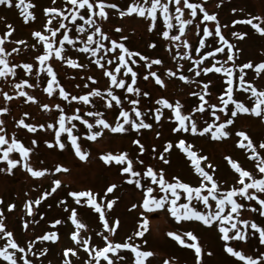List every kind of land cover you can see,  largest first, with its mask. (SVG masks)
<instances>
[{"label": "snow or ice", "instance_id": "snow-or-ice-1", "mask_svg": "<svg viewBox=\"0 0 264 264\" xmlns=\"http://www.w3.org/2000/svg\"><path fill=\"white\" fill-rule=\"evenodd\" d=\"M52 3L55 4L56 0H52ZM170 5L174 6V13L170 9ZM0 6L12 8L13 0H0ZM15 7L20 9L25 23L36 19V16L29 11L30 8L36 7L30 0L29 2L17 0ZM63 8H67L68 11L65 12ZM63 8H45L44 14L47 20L43 26V31H34L32 33L37 44L41 45V50L34 57L35 61L38 62L36 65L33 63L18 64L9 62V57L13 53L20 52V48L12 47L10 51H6L5 42L9 40V37L15 31L11 24L7 25V31L0 36V78L13 84L17 98H26V101L36 103L37 98L30 95L25 89L36 87L38 86L37 84L30 83L28 79L24 78H18L15 82L9 78L18 77V68L22 70L23 76H35L37 80L40 79L41 73L45 72L50 79H47L46 87L43 90L49 96L53 95L55 89H59L58 95L63 100L68 101L69 104L71 101H80L84 105L93 104L90 98L99 97L106 102V108L111 109L115 106L118 110V115L114 122H109L104 117V113L98 110H87L82 115L80 108L77 107L71 114H67L65 108L59 103L51 106L43 104L41 106L45 110H51L52 108L58 110V118L55 123L35 125L26 123L24 119H19L17 124L29 133H35L38 128L51 129L54 133L53 139L44 141L49 149L58 148L59 150H65L70 148L75 157L80 161H86L89 153L82 149L79 143L80 136L74 134V129L80 126L84 127L86 139L90 141H96L97 138L103 135L105 130L120 134L134 130L140 134L141 130H151L153 128V123L146 122L145 112L138 107L140 104L139 97L141 95L145 98L150 97V93L148 91L142 92L138 86H135L138 72L134 70L133 66L141 61L144 62L143 66L149 71L143 76V79L148 80L149 77H152L155 84L163 88L166 86L164 79L156 71L151 70L153 65H161L163 61L158 58L149 59V57L144 56L139 51L130 50L125 44L128 39L127 36H121L119 40L110 39L99 23V21L109 18L105 9L116 10L121 18L132 14L144 18L148 21L149 32L157 28L158 18L162 17V27L158 35L169 41V51L175 49L173 59L180 58L191 61L192 66L187 71L194 73L196 77H200L201 74L207 76L209 73L221 74V79L225 83L224 90L218 96V103H208L205 97L210 94L209 86L212 81L203 82V88L200 93L190 92V95L198 97V103L186 113L183 111L184 105L179 99L174 102H170L163 97L155 99L154 106L149 109L155 123L159 124L161 122L164 117V109H168L171 114L166 119L176 122L175 126L171 128L173 133H180L181 136L185 133H190L193 136H204L210 133L211 139L217 141L232 135L227 129L228 126L234 124L238 115L254 116L264 123V88H258L253 81L246 79L247 73L245 71L253 69L255 75L260 76L264 72V61L256 64L251 61L237 64L233 50L235 49L236 53L242 50L225 38L221 33V25L217 15L215 13L210 14L203 4L190 2V0H131L126 9H121L118 4L110 2V0H66ZM185 10H189V18H184ZM198 11L202 13V21L215 22V24L214 31L210 30L207 24H204L202 29L199 23L195 25L198 33L202 31V38L198 40V47L194 49V52L198 54V58L193 60L191 54L193 51L192 45L187 39H182V37L186 32V26L193 25V18L198 16ZM240 11H243V9H240ZM232 12L236 13L237 9L232 8ZM54 20L56 21L55 25L53 24ZM232 24L250 25L255 33L260 37H264V26H262L264 25V16L249 14L245 19L233 20ZM73 29L75 34L70 35ZM172 30H175L176 34H171ZM115 31L121 32L122 29L116 27ZM249 35L250 33L245 31H233L231 33V36L239 41L245 40ZM82 36L85 38L82 39ZM208 37L218 38V46L213 50L202 52L201 50L206 46L205 38ZM14 43L23 45L25 48L29 47L25 40H15ZM66 44L73 49H77L80 53L95 58L90 60V63L98 67L102 75L107 78V88L103 91L99 88H91L86 94L72 95L60 85L54 66L49 61L55 59L72 68L85 67V65L79 64L77 60L71 57L66 58L63 55L66 51ZM31 47L36 48V44L31 45ZM149 47L154 48L156 45L151 43ZM219 53L224 54L223 60L216 58ZM207 58H212V62L209 66H202ZM34 68L35 71H33ZM177 68L182 69L183 64H177ZM164 74L169 77L178 76V72L171 68L165 69ZM178 78L188 84L197 83L185 74H179ZM87 80L96 83L91 75L87 77ZM85 87H88V85L86 84ZM116 89L132 94L136 98H130L127 95L122 98L121 95L116 94ZM237 91L241 93V96L248 94L247 98L242 99L241 96L234 95ZM0 94H2L5 101L13 99V96L9 95L8 91H2ZM123 100H127L128 105H130L127 110L122 106ZM249 101L251 102L250 104ZM8 112L9 109L7 107H0V114ZM196 113L202 116L207 115L211 122L205 121L206 126L199 127L197 120L194 118ZM218 113H222L224 119H221V115ZM24 115L27 116L28 113H24ZM89 118H91V121ZM73 121H78L79 124L73 123ZM62 133H66V137L62 138ZM161 135V132H156L157 137ZM235 135L240 138L237 141L238 147L248 154L249 159L256 162L257 173L253 175L252 172L244 169L231 157H225L234 172L238 174L236 184L227 189H224L220 182L214 178L215 166L208 161V157L206 155H198L197 150H194V146L188 143L185 138L178 137L175 146L186 155L194 168V172L198 174L199 182L195 186L185 182L179 176H167L163 167L156 169L152 165H146L145 161L139 157L136 158V163L144 167L134 170L133 158L126 151H121L118 154L108 152L101 155L100 159L105 165L119 166L117 171L125 183L141 191V201L131 204V209H142L140 212L141 220L138 222L139 230H136L133 236L127 237L124 242L114 243L110 239V235L116 233L117 228L120 226V220L119 218L114 220L106 218V211L110 212L119 201V196L115 194L118 184L111 183L106 187L104 195L100 197L101 202H98L97 194L91 189L68 192V196L73 198L76 205L84 203L99 214L98 220L102 222V227L105 230L98 233L104 242L103 246H90L91 237L85 238L81 236V230H86L87 226L77 219V209L75 207L71 208L68 220L75 226V230L71 233L70 238L88 254L89 259L86 264H101V258L107 264H113V257L120 249L130 250L134 254L132 264H150L148 258L153 257L154 253L150 250H140L141 245L135 243L134 240L136 237H144L145 233L149 231L148 216L161 210L169 213L177 222H199L207 228H215L218 231L219 239L223 242V251L239 261H243L244 264H264V251L253 257L236 250L235 246L229 243L231 241L245 242L250 237L255 236L258 238V243L264 245V226L254 220L242 218L241 211L249 209L258 213L260 217H264V140L254 143L253 139L243 130L236 131ZM6 136L5 120L0 119V146L8 145L6 148H0L3 153L0 155V161L6 162L5 167H0V172L12 174L13 169L19 165L31 177L41 178L50 171L47 168L34 169L29 162L33 148L25 146L16 138L15 134L8 138ZM30 143L31 145H36L37 140L31 139ZM132 144L138 147L141 156L146 151H149L140 138L133 139ZM173 146V142L167 141L163 151L157 153L156 146L153 145L150 149V155L162 162L163 165H169L170 161L165 154L169 153ZM13 151L19 153L18 158H10L9 154ZM201 162L206 163L202 165ZM69 171L70 169L66 166L60 164L55 166V172L57 173H68ZM61 185L62 181L60 179H54L51 182L50 191L43 192L35 200L27 201L24 205L27 216H33L34 206H39L44 199L56 193L61 188ZM108 194H112V197L107 198ZM182 196L183 201L181 202ZM82 198L85 199L82 200ZM194 201L196 203H193ZM245 201L254 202V205L245 203ZM0 204H3L2 199H0ZM60 204H65V201L60 200ZM15 207L14 203L6 205L8 212H11ZM64 211L69 212V209L65 206ZM4 220V209H0V238H6V243L0 246V261L7 262V264H36V261L31 257H36L38 260L46 255L47 248L33 251L34 242H28L22 246L14 237L13 232L7 229ZM31 223H36V221L33 219ZM61 223L60 219H56L53 222V226ZM23 228L25 230L29 228V221H24ZM167 235L179 245L194 250L195 264H203L205 253L194 231H185L183 235L169 231ZM58 239L59 237L55 231L36 237V240L41 242H56ZM143 243L146 244L147 241L144 240ZM10 249L14 251H10ZM109 253H112L113 256H109ZM69 254L75 257L77 256V250L72 247L65 248L63 257L67 258ZM212 255V251L206 253L207 257ZM118 259L123 261L124 257L119 256ZM64 264H72V262L70 259H65ZM163 264H169V260L165 259Z\"/></svg>", "mask_w": 264, "mask_h": 264}, {"label": "rangeland", "instance_id": "rangeland-1", "mask_svg": "<svg viewBox=\"0 0 264 264\" xmlns=\"http://www.w3.org/2000/svg\"><path fill=\"white\" fill-rule=\"evenodd\" d=\"M29 2V0H26ZM35 4V8H30L36 19L34 21L29 20L28 23L24 22L20 9L15 7L17 0H13V7L6 8L0 6V36L7 31V25L11 24L15 31L9 40L5 42L6 51H10L12 47L20 48V52L13 53L9 57L10 63H33L36 65L34 57L41 50V45L37 44L32 33L34 31H43V26L46 23L47 17L44 14V9L47 7H59L63 8L66 0H56L53 4L52 0H30ZM119 5L121 9H126L131 0H110ZM198 4H203L205 9L210 13H215L221 25V33L231 43H234L242 51L236 53L235 60L237 64L251 61L253 64L264 61V37H260L250 25L236 24L233 25V20L245 19L249 14L264 16V0H190ZM219 5V6H217ZM232 8H236L237 12L233 13ZM170 9L174 13V6L170 5ZM243 9V11H240ZM65 12L67 8H63ZM108 12V19L99 21L102 30L105 31L110 39H117L121 36H127L125 41L127 47L133 51H139L149 59H161L163 63L161 65H153V71H156L158 75L165 81V87L161 88L156 85L154 78L149 77L148 80H144L143 76L147 74L149 69L143 66L144 62L139 63L138 68H134L138 72L137 84L141 91H148L150 97H139L140 104L138 107L145 112L146 122L153 123L151 130H141L138 134L134 130L127 133H111L107 130L103 135L97 138L96 141H90L86 139L85 129L83 126L74 129V134L80 136L79 143L82 149L89 153L86 161H80L74 156V153L70 148L65 150H59L58 148L49 149L44 141H51L53 139V131L51 129H37L35 133H29L26 129H23L17 124L19 119H24L26 123H32L35 125L47 123H55L58 118V110L52 108L51 110H45L41 105L49 104L55 105L61 104L65 108L67 114H71L72 111L79 107L81 114H85L87 110L101 111L104 113V117L109 122H114L118 115V110L114 106L111 109L106 108V102L99 97H92L93 104L84 105L80 101H68L63 100L58 95L59 89H55L52 96H49L44 92L46 87L47 77L45 72H42L40 79L37 80L35 76H23L22 70L17 69L18 77L9 79L15 82L18 78L28 79L30 83L37 84L38 86L33 88H26L25 90L37 98V102L26 101V98H17L14 93L13 84L0 78V93L2 91H8L9 95L13 96L11 101H5L2 94H0V107H7L8 113L0 114V119L5 120V132L6 138L15 134L25 146H31L33 148L30 154V163L34 169L40 170L47 168L50 171L41 178H33L23 170L19 165L13 169L12 174L6 172H0V199L3 200V204H0V209H4L5 224L8 230H11L17 241L23 246L28 242H34L33 251H39L43 248H47V253L44 257H40L38 260L36 257H31L36 261V264H64L65 259H70L72 264H86L89 259L88 254L83 248H79L74 241L71 240V233L75 230V226L68 220L71 208L77 209V219L85 223L86 230H81V236L87 238L91 237L90 246L102 247L104 242L102 237L98 235L105 230L102 227V222L98 220L99 214L96 213L90 206L81 203L76 205L73 198L68 196V192L75 190H88L91 189L97 194V200L100 201V197L104 195V190L111 183H117L118 189L116 195L119 196L117 205L109 212L106 211V218L114 220L119 218L120 226L114 235H110V239L114 243H120L127 240V237L133 236L138 228V222L141 220L140 212L142 209H131L132 203H139L142 198V193L132 185L125 183L118 173L116 165H105L100 159L101 155L111 152L118 154L121 151H126L134 161V170L143 168V165L136 163V158L139 157L145 161L146 165H152L158 169L163 167L167 176L176 175L179 176L185 182H189L192 185H197L199 182L198 174L194 172V168L191 165L190 160L186 155L181 152L176 146L178 137L185 138L188 143L194 146V150H197L198 155H206L208 161L214 166V178L220 182L224 189H227L236 184L237 175L231 168V165L225 159V157H231L237 161L244 169L256 175L257 170L255 168V161L248 158V154L238 147L237 141L240 139L235 135L236 131H245L254 141L258 143L264 140V123L258 118L246 114L238 115L234 124L228 126V129L232 135L222 140H212L210 133L204 136H193L190 133H185L181 136L180 133H173L171 128L175 126V121L167 120L171 113L170 110L164 109V117L159 124L155 123L152 114L149 112L154 106V100L161 97L168 99L170 102H174L179 99L184 105L183 111L186 113L191 110L192 107L198 103V97L190 95V92L200 93L203 88V82L208 80L212 81L209 86V95L205 97L208 103H218V96L222 93L225 87L224 81L221 79V74L209 73L207 76L201 74L200 77H196L194 73L187 71L192 66V62L187 59L176 58L173 59L175 49L173 51L168 50L169 41L165 40L161 35H158L162 27V17L158 18L157 28L152 32L148 31V21L144 18L138 17L136 14L125 16L121 18L118 12L114 9H105ZM84 11V10H81ZM188 11L185 10L184 18L188 17ZM159 17V13H158ZM99 19V18H97ZM194 19L193 25L186 26V32L182 39H187L192 45L193 51L191 52L193 60L198 58V54L194 52V49L198 47V40L202 38V31L199 33L195 29V25L199 23L201 29L204 24H207L210 30L214 31L215 22L202 21V13ZM82 23L81 21H77ZM70 23V22H66ZM56 24V21H53ZM264 26V25H262ZM120 27L121 32H116L115 28ZM233 31H245L250 35L243 41L237 40L231 36ZM47 34V33H45ZM74 29L70 32V35H74ZM171 34H176L175 30H172ZM59 36V34H58ZM85 38L82 36V39ZM15 40H25L29 47L25 48L23 45L15 44ZM218 38L208 37L205 38V48L201 51L213 50L218 46ZM79 44V42H77ZM106 43V42H105ZM155 43L156 47L151 48L149 44ZM36 44V48H32L31 45ZM66 51L63 53L65 57H71L79 64L85 65L84 68H72L71 66L64 64L63 62L56 61L55 59L49 61L54 66V71L57 73V79L60 85L72 95L86 94L91 88H99L102 91L108 87V80L102 75L101 70L94 64L90 63V60H94V57H89L86 54L80 53L77 49L71 48V46L65 45ZM183 51V49H181ZM217 59L223 60L224 54L219 53L216 56ZM138 59V58H137ZM212 62V58H207L202 66H209ZM177 64H183L182 69L177 68ZM111 68V66H109ZM171 68L179 74L188 75L191 80L197 83H185L177 77H169L165 75V69ZM35 71V68L34 70ZM247 73L246 79L253 81L256 87L264 88V72L260 76H256L253 69L245 70ZM91 75L94 77L96 83L88 81L87 77ZM130 82V79H129ZM88 87H85V85ZM79 85V87H77ZM55 87V86H54ZM116 94L129 96L130 98H136L132 94L123 92V90L116 89ZM106 95V93H105ZM234 95L241 96L239 91ZM248 94L241 96L242 99H246ZM251 102L249 101V104ZM122 106L127 110L130 108L127 100H123ZM160 107L159 105H155ZM207 110V105H206ZM24 113H28L27 116ZM221 119H224L222 113ZM87 118V117H86ZM194 118L198 122L199 127H204L205 121L211 122V119L199 113L194 114ZM91 121V118H89ZM73 123L79 124L78 121ZM58 127V125H57ZM127 127V126H126ZM162 133L157 137L156 132ZM66 133H62V138L66 137ZM140 138L145 144L146 151L142 156L138 151V147L132 144V140ZM31 139H36L37 144L31 145ZM173 142V149L165 156L169 159V165H163L158 159L150 155V149L153 145L156 146L157 153L163 151V147L166 146V142ZM8 145H2L0 148H6ZM0 151V155H2ZM10 158H18L19 153L13 151L10 154ZM202 165L206 162H201ZM57 164L66 166L70 169L68 173L55 172V166ZM6 162L0 161V167H5ZM54 179H60L62 181L61 188L53 193L51 196L44 199L39 206H34L33 216H27L25 203L29 200H35L43 192L50 191L51 182ZM155 194V193H154ZM112 194H108L107 198H111ZM85 198H82V200ZM60 200H64L65 204H60ZM183 201V196L181 202ZM106 203V201H104ZM14 203L15 209L11 212L7 211L6 205ZM193 203H196L195 201ZM252 203L254 202H247ZM69 209V212L64 211V207ZM200 207L199 205H197ZM242 211V218L254 220L255 222L264 226V217H260L258 213L252 212L249 209ZM42 214V218H41ZM36 223H31L32 220ZM56 219L62 221L61 224L53 226V222ZM149 219V231L145 233L144 237H136L134 242L141 245L140 250H150L154 253L153 257L148 258L150 264H163L165 259L169 260V264H195L194 250L181 246L176 243L171 237L167 235L169 231H174L177 234L183 235L185 231H194L199 238L205 256L203 264H244L243 261H239L237 258L231 257L223 251V242L219 239L218 231L215 228H207L201 225L199 222H177L166 211H158L148 216ZM29 221V228L25 230L23 228L24 221ZM55 231L59 237L56 242L51 241H39L36 237L43 235L47 232ZM107 234V233H105ZM147 243L144 244L143 241ZM133 242V241H129ZM6 243V238H0V246ZM236 250L242 251L245 255H251L253 257L259 255L264 251V245L258 243V238L253 236L245 242L231 241ZM75 248L77 250V256L73 257L69 254V257H63V250L65 248ZM10 251H14L11 250ZM212 251L213 255L207 257L206 253ZM109 256H113L109 253ZM119 256H123L124 260L118 259ZM134 260V254L130 250L120 249L113 257V264H132ZM0 264H7V262L0 261ZM101 264H107L106 261L101 258Z\"/></svg>", "mask_w": 264, "mask_h": 264}, {"label": "flooded vegetation", "instance_id": "flooded-vegetation-1", "mask_svg": "<svg viewBox=\"0 0 264 264\" xmlns=\"http://www.w3.org/2000/svg\"><path fill=\"white\" fill-rule=\"evenodd\" d=\"M133 67H134V68H138V67H139V63L136 64V65H134Z\"/></svg>", "mask_w": 264, "mask_h": 264}]
</instances>
